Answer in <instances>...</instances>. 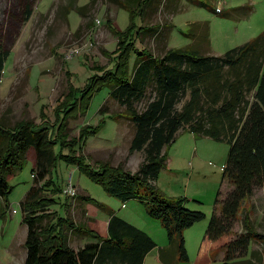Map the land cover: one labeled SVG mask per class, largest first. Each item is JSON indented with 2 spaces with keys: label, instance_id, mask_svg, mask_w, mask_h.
<instances>
[{
  "label": "rangeland",
  "instance_id": "rangeland-1",
  "mask_svg": "<svg viewBox=\"0 0 264 264\" xmlns=\"http://www.w3.org/2000/svg\"><path fill=\"white\" fill-rule=\"evenodd\" d=\"M115 1L102 0L110 10L111 23L106 26L105 9H99L100 1L95 7L83 9L82 13L89 17L82 19L68 7L70 0H0V49L8 53L0 73L1 125L11 127L22 120L40 124L44 121L41 109L46 123L52 124L54 110L69 93L71 85L82 89L94 73L92 67L110 69L113 66L112 53L118 40L113 30H124L129 25L126 11H118L115 17ZM88 2L78 0L77 7H85ZM179 5L181 10L175 13L165 10L166 14L158 17L156 11L149 13L144 21L137 20V25L156 28L149 36L158 33L153 40L147 36L138 39V51L146 48L159 58L170 49H186L199 56H221L264 33V0H179ZM27 6L31 15L26 19ZM216 8L222 12L216 13ZM74 48L78 55L71 56ZM133 62L134 58L130 60V69ZM153 91L154 88L149 87L143 100L129 106L119 104L105 89L94 96L85 114L68 121L67 131L72 139L78 137L81 127H96L105 119L97 134L80 146L87 164L106 163L131 173L139 170L146 154L144 150H131L137 125L130 114L132 111L142 113L154 99ZM190 96L189 90L182 95L175 107L178 112L183 110ZM207 101L202 98L197 107L203 108ZM202 112L204 109L198 111L197 117L202 116ZM190 125L178 128L174 141L162 148L159 157L165 159V164L153 181L166 198L183 200L187 209L206 215V219L183 232L188 261L177 263L176 245L170 244L160 222L146 214L139 200L122 203L76 166L59 160L50 175L36 185L42 191L31 210L40 218V238L47 239L48 232L61 216L65 221L53 235L61 245L75 252L87 245L101 246L109 240L110 220L118 217L111 207L132 223L118 218L154 242L155 246L146 253L142 264H225V245L240 233H251V241L247 250L236 254L231 264H264V188L256 189L253 196L243 202L231 234L216 244L206 241L202 245L217 195L230 189L222 178L229 146L193 135ZM26 158L22 169L8 181L13 187L9 196L11 211L0 217V264H25L27 257L28 226L23 217L28 211L23 213L20 205L34 184L31 172V161L36 160L34 151L29 150ZM69 183L73 185L74 195L68 193ZM58 188L62 191H52ZM1 206L0 200V210ZM107 214V234L101 237L94 229V222L99 223ZM200 246L205 249L201 248L198 255Z\"/></svg>",
  "mask_w": 264,
  "mask_h": 264
},
{
  "label": "trees",
  "instance_id": "trees-1",
  "mask_svg": "<svg viewBox=\"0 0 264 264\" xmlns=\"http://www.w3.org/2000/svg\"><path fill=\"white\" fill-rule=\"evenodd\" d=\"M99 1L103 4L102 0H89L88 5L80 8L78 0H70L68 7L87 19L89 16L82 13L83 9L95 7ZM115 2L116 11L128 13L129 25L124 30H113L118 37L112 53L113 66L110 69L92 67L94 73L82 89L71 85L69 93L54 110L52 124L46 123L43 109L40 116L44 121L40 124L32 120H22L11 127L0 124L1 218L10 207L13 187L8 183L9 177L22 169L29 150L36 156L31 170L34 184L20 205L23 213L28 211L23 217L28 226L25 264H142L146 253L155 246L145 233L118 217L110 220L109 240L101 246L87 245L75 252L61 245L53 236L65 221L61 216L48 232L47 239L40 238V218L31 210L42 191L36 185L50 175L58 160L76 166L122 203L139 200L146 214L160 222L170 244L176 245L177 263L188 261L183 232L206 219L203 212L187 209L183 200L166 198L153 184L165 164L159 154L174 141L178 128L190 123L193 135L229 146L222 178L230 189L217 195L205 231L206 240L216 242L231 234L243 202L251 198L256 189L264 188V33L221 56H199L186 49H170L159 58L146 48L137 50L138 39L143 40L156 30L154 26L137 25V20L144 21L149 13L156 11L157 16L164 15L165 10L175 13L181 10L179 0ZM171 3L174 4L170 6ZM30 15L27 6L26 19ZM109 23L111 20L107 17L106 26ZM7 57L8 53L0 49V73ZM149 87L154 88V99L142 113L132 111L130 114L137 125L131 150H144L146 154L139 170L131 173L106 163L87 164L80 146L97 134L105 119L96 127H81L78 137L72 139L67 131L68 121L85 114L94 96L105 89L119 104L132 106L145 98ZM188 90L191 98L178 112L175 107ZM202 98L208 100L207 104L197 107ZM203 109L202 116L197 117L198 111ZM251 235L236 234L235 239L225 245V264H231L238 253L247 250Z\"/></svg>",
  "mask_w": 264,
  "mask_h": 264
},
{
  "label": "crops",
  "instance_id": "crops-1",
  "mask_svg": "<svg viewBox=\"0 0 264 264\" xmlns=\"http://www.w3.org/2000/svg\"><path fill=\"white\" fill-rule=\"evenodd\" d=\"M100 8H104L105 9V12H104V16H105V18L107 19V17H109V19L111 18L110 17V15H109V13H110V10L109 11H107V9L105 8V6H104V4H101L100 5V7H99V9ZM182 8V7H181ZM217 9V8H216ZM114 11V10H113ZM118 11H120V10H115V12H114V15H115V17L118 15ZM221 12H222V10H221ZM220 12V13H221ZM220 13H218V14H220ZM107 15V16H106ZM159 17V16H158ZM111 20V19H110ZM97 22V21H96ZM157 35H158V33H156L154 36H147V38H152V40L153 39H155L156 37H157ZM143 39H146V37H144ZM31 163H32V165H33V167H32V169H34V166H35V161H31ZM13 176H11V177H9V179L10 178H12ZM9 179H8V181H9ZM81 190V189H80ZM82 191V190H81ZM92 198V197H91ZM0 200H1V198H0ZM24 200V199H23ZM2 202V201H1ZM106 205V204H105ZM107 205H110V204H107ZM108 207H110V206H108ZM110 209L113 211V213H114V215H116V216H118V217H120V218H122V219H124L125 221H127V222H130V220H128L129 218L128 217H126V216H119V214H118V212L116 211H114L111 207H110ZM109 209V210H110ZM9 210H10V207H9ZM11 211V210H10ZM102 220L98 223V221L97 220H95V222H94V225H95V227H94V229L96 230V231H98L99 232V236H101V237H105L106 236V234H107V225H108V221H109V214H107V215H105L104 216V218H101ZM130 223H132V222H130ZM134 224V223H133ZM136 225V224H135ZM142 230L143 231H145L146 233H148L152 238H153V236H152V234L150 233V232H147L146 230H144L143 228H142ZM225 237V236H224ZM224 237H222V238H224ZM222 238H220L219 240H221ZM219 240L218 241H216V242H210V241H208V240H206L205 238L203 239V242H202V245L206 242V241H208L209 243H212V244H216L217 242H219ZM201 246L199 247V250H198V255H200V251H201ZM203 249V251H204V247L202 248Z\"/></svg>",
  "mask_w": 264,
  "mask_h": 264
},
{
  "label": "built area",
  "instance_id": "built-area-1",
  "mask_svg": "<svg viewBox=\"0 0 264 264\" xmlns=\"http://www.w3.org/2000/svg\"><path fill=\"white\" fill-rule=\"evenodd\" d=\"M221 12V10H220V8H217L216 9V13H220ZM97 24H99V21H97ZM76 56V55H78V50H77V48H74L72 51H71V56ZM73 186V185H72ZM71 185H70V183H69V190H68V193H70L71 195H74V189H73V187H72Z\"/></svg>",
  "mask_w": 264,
  "mask_h": 264
}]
</instances>
